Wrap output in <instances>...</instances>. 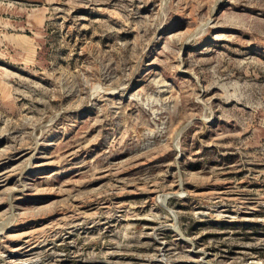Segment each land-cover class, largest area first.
Here are the masks:
<instances>
[{
	"label": "rangeland",
	"instance_id": "rangeland-1",
	"mask_svg": "<svg viewBox=\"0 0 264 264\" xmlns=\"http://www.w3.org/2000/svg\"><path fill=\"white\" fill-rule=\"evenodd\" d=\"M0 264H264V0H0Z\"/></svg>",
	"mask_w": 264,
	"mask_h": 264
}]
</instances>
